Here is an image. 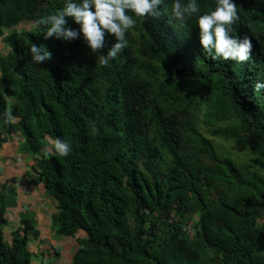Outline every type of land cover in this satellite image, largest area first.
I'll use <instances>...</instances> for the list:
<instances>
[{"label": "trees", "instance_id": "16d2710c", "mask_svg": "<svg viewBox=\"0 0 264 264\" xmlns=\"http://www.w3.org/2000/svg\"><path fill=\"white\" fill-rule=\"evenodd\" d=\"M63 3L0 0V34ZM200 3L210 11L216 0ZM235 3L234 34L253 42L243 63L203 54L194 20L170 22L172 0L159 17L137 20L108 65L97 57L112 34L99 53L82 38L45 39L36 24L4 37L0 135L20 134L21 152L38 157L55 235L78 247L70 264H264V90L254 89L264 80V0ZM31 43L52 59L34 64ZM207 136L234 142L249 160L217 153ZM56 137L70 140L69 156L51 154ZM8 201L0 186V264H32L39 233L22 219L6 242Z\"/></svg>", "mask_w": 264, "mask_h": 264}, {"label": "clouds", "instance_id": "9594fccd", "mask_svg": "<svg viewBox=\"0 0 264 264\" xmlns=\"http://www.w3.org/2000/svg\"><path fill=\"white\" fill-rule=\"evenodd\" d=\"M164 0H64L63 6L37 18L35 24L45 39L55 37L62 41L82 38L93 53L104 47L106 34H112L115 43L97 59L101 65H108L129 43L128 32L137 20L148 21L164 12L160 5ZM68 17L79 27L69 24ZM239 19L235 0H216L210 11L201 10L200 0H172L170 22L179 28L191 21L199 30V44L203 54L217 60H231L243 63L252 55L253 42L247 36L235 35L234 23ZM28 51L34 64L52 59V52L44 44L31 43ZM257 92L264 90V80L254 82ZM11 120V116L8 117ZM92 131L95 132L93 126ZM70 140L56 137L51 154L67 157L72 152Z\"/></svg>", "mask_w": 264, "mask_h": 264}, {"label": "crops", "instance_id": "0c3cea01", "mask_svg": "<svg viewBox=\"0 0 264 264\" xmlns=\"http://www.w3.org/2000/svg\"><path fill=\"white\" fill-rule=\"evenodd\" d=\"M3 32L0 34V46L2 44V47L5 46L4 37L11 33ZM2 61L0 59V63ZM11 121L15 122L14 119H11ZM0 138L3 139L0 141V186L5 188L9 197L5 214L8 223L3 228L4 239L6 242L10 241V235L20 227V220L27 218L33 221V226L39 233L38 240H31L29 243V252L34 256L42 255L44 253L43 248H48L54 252L53 249H57L56 245H54L53 241H49L48 238L52 239L56 236L51 220L55 213V204L52 197L45 193L42 183L36 180L35 169L38 157L30 153L21 152L23 140L20 134L9 135L4 133L0 135ZM51 144L52 141L50 139L44 138L39 155L47 156L50 152ZM78 236L82 237L81 233ZM56 237L60 239L58 241L59 243L61 242L62 247H65V243H70L71 240L70 238L66 240L63 237ZM69 246L72 247V245ZM77 248L71 253L67 264H70L71 257ZM31 249L34 250L32 251Z\"/></svg>", "mask_w": 264, "mask_h": 264}, {"label": "rangeland", "instance_id": "374dc122", "mask_svg": "<svg viewBox=\"0 0 264 264\" xmlns=\"http://www.w3.org/2000/svg\"><path fill=\"white\" fill-rule=\"evenodd\" d=\"M34 28H35V24H33L32 22L24 21L21 24H19L15 29H12L10 31L5 30L3 33L20 32L23 30H31ZM6 53H7L6 47L5 46L2 47L1 44L0 46L1 60L5 59ZM207 137L211 139L212 144L214 145V148L217 151V153L221 155H229L233 159H235V161H237L239 164H244V162H247L249 160L250 154L247 151L243 150L242 148L238 147L234 142L232 141L225 142L223 140L215 139L213 137H209V136ZM65 239L67 240V238ZM48 240L53 241L57 249H53L50 246L54 250V252L48 248H43L44 253L42 255L34 256L32 254L31 256L32 263L42 264L44 262V264H67L69 262L71 253L74 251L75 248H77V244L75 243V240L68 239L70 240V243L69 242L65 243V247L61 246V242L59 243L58 241L60 239L56 236H54L52 239L48 238ZM69 245H72V247ZM31 250L33 251L34 249Z\"/></svg>", "mask_w": 264, "mask_h": 264}, {"label": "built area", "instance_id": "2783aa9c", "mask_svg": "<svg viewBox=\"0 0 264 264\" xmlns=\"http://www.w3.org/2000/svg\"><path fill=\"white\" fill-rule=\"evenodd\" d=\"M185 231H186L187 233H189L190 236H192L193 231H192V229H191L190 227H186V228H185Z\"/></svg>", "mask_w": 264, "mask_h": 264}]
</instances>
